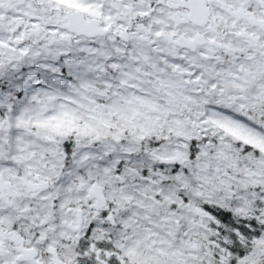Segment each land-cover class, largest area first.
Listing matches in <instances>:
<instances>
[{
    "label": "snow or ice",
    "instance_id": "obj_1",
    "mask_svg": "<svg viewBox=\"0 0 264 264\" xmlns=\"http://www.w3.org/2000/svg\"><path fill=\"white\" fill-rule=\"evenodd\" d=\"M0 264H264V0H0Z\"/></svg>",
    "mask_w": 264,
    "mask_h": 264
}]
</instances>
